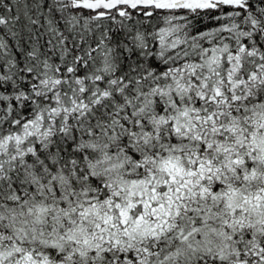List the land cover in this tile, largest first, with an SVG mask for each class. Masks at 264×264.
Segmentation results:
<instances>
[{
	"label": "snow or ice",
	"instance_id": "obj_1",
	"mask_svg": "<svg viewBox=\"0 0 264 264\" xmlns=\"http://www.w3.org/2000/svg\"><path fill=\"white\" fill-rule=\"evenodd\" d=\"M0 264H264V0H0Z\"/></svg>",
	"mask_w": 264,
	"mask_h": 264
}]
</instances>
